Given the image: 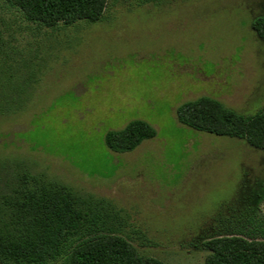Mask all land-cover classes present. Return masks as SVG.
<instances>
[{
  "label": "rangeland",
  "instance_id": "rangeland-1",
  "mask_svg": "<svg viewBox=\"0 0 264 264\" xmlns=\"http://www.w3.org/2000/svg\"><path fill=\"white\" fill-rule=\"evenodd\" d=\"M259 16L264 0H107L96 22L37 28L0 10L32 47L20 68L31 97L0 117V155L106 198L136 250L166 264H203L217 231L258 237L248 219L264 218V149L187 127L176 108L200 96L245 115L263 108ZM137 119L153 138L105 146L107 131Z\"/></svg>",
  "mask_w": 264,
  "mask_h": 264
},
{
  "label": "trees",
  "instance_id": "trees-1",
  "mask_svg": "<svg viewBox=\"0 0 264 264\" xmlns=\"http://www.w3.org/2000/svg\"><path fill=\"white\" fill-rule=\"evenodd\" d=\"M147 2L153 0H139ZM107 0H0V10L14 9L37 28L67 26L103 18ZM251 28L264 38V17ZM30 44L19 46L14 28L0 18V117L23 111L31 94L26 72ZM21 78V80H18ZM177 120L194 130L244 139L264 149V106L245 115L210 96L176 108ZM10 133L0 134L5 142ZM155 136L143 120L104 134L113 152H128ZM34 170V169H33ZM26 162L0 155V264H166L142 256L125 233L124 214L109 200L80 192L66 183L33 171ZM260 235L217 231L206 237L203 264H264V218L248 219Z\"/></svg>",
  "mask_w": 264,
  "mask_h": 264
},
{
  "label": "crops",
  "instance_id": "crops-1",
  "mask_svg": "<svg viewBox=\"0 0 264 264\" xmlns=\"http://www.w3.org/2000/svg\"><path fill=\"white\" fill-rule=\"evenodd\" d=\"M120 153H124V152H120Z\"/></svg>",
  "mask_w": 264,
  "mask_h": 264
}]
</instances>
